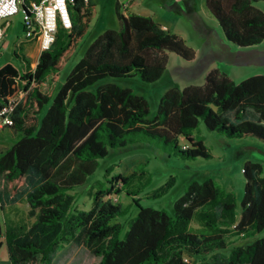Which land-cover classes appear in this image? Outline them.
<instances>
[{"label": "trees", "instance_id": "16d2710c", "mask_svg": "<svg viewBox=\"0 0 264 264\" xmlns=\"http://www.w3.org/2000/svg\"><path fill=\"white\" fill-rule=\"evenodd\" d=\"M32 1L22 4L30 16ZM256 1L261 0H206V6L230 42L249 47L264 41V12ZM69 9L72 27H59L54 44L35 66L15 53L21 69L13 63L0 68V109L12 107L14 125L9 127L19 133L14 144L0 147V250L6 245V264H52L67 243L88 247L99 257L97 264H264L260 162H246L240 202L207 177L192 180L173 211L143 206L140 194L152 179L144 177V170L113 174L106 186L92 185L89 209L79 207L77 191L87 185L100 158L139 140L156 139L187 159L210 157L195 133L201 120L227 137L264 143V74L236 81L212 69L202 85L169 88L150 115L144 95L102 81L138 74L153 82L164 73L168 52L192 60L195 50L152 16L124 13L117 6L120 27L99 35L61 76L97 4L70 0ZM174 183L172 177L146 196L161 197ZM122 193L139 207L126 222L120 218L128 206L113 198ZM20 199L30 207L31 224L4 217L7 203Z\"/></svg>", "mask_w": 264, "mask_h": 264}, {"label": "rangeland", "instance_id": "374dc122", "mask_svg": "<svg viewBox=\"0 0 264 264\" xmlns=\"http://www.w3.org/2000/svg\"><path fill=\"white\" fill-rule=\"evenodd\" d=\"M185 1L136 0L132 8L134 12L153 16L183 38L187 45L195 50L194 59L188 60L175 52H168L166 69L156 81H144L138 74L129 77H108L102 81L115 82L144 95L149 101L150 115L157 113L160 98L169 88L176 83L181 87L191 84L202 85L212 69H219L236 81L256 74H264V41L249 47H241L230 42L216 20L209 15L206 0H192L194 10H188ZM116 2L117 0H97L98 13L81 39L76 52L60 71L61 76L73 68L84 56L87 47L99 35L108 29L120 27ZM175 5L180 6L183 13L174 9ZM255 5L264 9L263 0L256 1ZM23 21V12L12 18V24L2 44L6 59L11 57L12 48L23 32ZM39 54L40 50L32 56L34 63L37 62ZM248 117L251 115L249 114ZM12 132L14 134L17 131L13 129ZM195 133L204 139L210 149V157L183 158L177 155L171 146H165L156 139L139 140L125 148L112 149L106 157L99 159V166L89 176L87 185L77 189L79 207L85 209L91 207L89 189L92 185L106 186L107 179L113 174L129 175L142 170L146 172L144 177L152 178L140 194V202L143 206L173 211L176 200L185 193L190 182L194 179L202 182L207 177H212L217 184L233 191L240 202L245 192L246 177L243 168L246 162L249 160L260 162L264 174V143L253 138L227 137L218 131L209 130L202 120ZM16 140L14 137L0 139V147L11 146ZM180 141L182 144L186 142L184 137H181ZM109 168L110 172H108ZM172 177L175 178V183L166 194L161 197L146 196L148 192L165 184ZM113 198L119 199L128 206V212L120 218L121 221L126 222L137 214L139 207L133 202L132 197L122 193L118 197L113 195ZM29 210L28 203L23 199L10 201L4 210V217L8 221L31 224L34 218L29 216ZM193 225L198 226V223L194 222ZM261 235H264V231ZM7 260V248L3 245L0 251V263L6 264ZM98 261L99 257L85 245L67 243L54 255L52 264H97Z\"/></svg>", "mask_w": 264, "mask_h": 264}, {"label": "built area", "instance_id": "2783aa9c", "mask_svg": "<svg viewBox=\"0 0 264 264\" xmlns=\"http://www.w3.org/2000/svg\"><path fill=\"white\" fill-rule=\"evenodd\" d=\"M23 1L0 0V43L5 34L6 21H9L20 12L25 15V37L39 38L41 51L52 47L60 26L65 29L72 27V17L69 9L70 0H33L31 2L32 16L25 13L22 7ZM11 112V106L0 109V129L14 125Z\"/></svg>", "mask_w": 264, "mask_h": 264}, {"label": "crops", "instance_id": "0c3cea01", "mask_svg": "<svg viewBox=\"0 0 264 264\" xmlns=\"http://www.w3.org/2000/svg\"><path fill=\"white\" fill-rule=\"evenodd\" d=\"M98 6L97 0H94ZM186 5H187V9L188 10H194L195 6H194V2L192 0H186ZM136 3V0H128L127 2L121 1V0H117L116 2V12H117V6H120V9L122 12L126 13V10L128 12H134L132 6ZM127 5V6H125ZM129 5V6H128ZM169 7V6H168ZM174 9H176L178 12L183 13V9L178 6L175 5V7H173ZM194 8V9H193ZM260 10H262L264 12L263 8L258 7ZM172 9V8H170ZM97 13H98V9H97ZM137 13V12H136ZM209 15L214 18L218 24V26L221 28V26L219 25L218 20L210 13V11L208 12ZM140 14V13H139ZM185 14V12H184ZM97 15V14H96ZM142 15H146V14H142ZM146 16H150V15H146ZM25 17V15H24ZM96 17V16H95ZM153 17V16H152ZM13 18V17H12ZM12 18L9 21H6L5 23V34L3 37L2 42L0 43V68L3 67L5 64L7 63H13L16 67L20 68L22 67V62L14 55L15 53H21L23 56H25L26 58H28L31 61V64L33 66H35L39 60V56L41 54V45H40V39L39 38H26L25 37V27H24V21H23V32L22 34L18 37V39L16 40L13 48H12V54L10 58H4V51H3V47L2 44L4 42L5 36L12 24ZM154 18V17H153ZM155 19V18H154ZM156 20V19H155ZM157 21V20H156ZM159 22V21H157ZM163 28L170 30L169 28H167V26H165L164 24H162L161 22H159ZM222 29V28H221ZM171 31V30H170ZM223 31V30H222ZM40 50V54L38 56L37 62L34 63L32 56L36 55L38 53V51ZM15 128L12 127H6L4 129H0V139L1 140H6L7 137H14V138H18L19 133L15 132L13 134L12 130ZM14 135V136H13ZM1 251V250H0Z\"/></svg>", "mask_w": 264, "mask_h": 264}]
</instances>
